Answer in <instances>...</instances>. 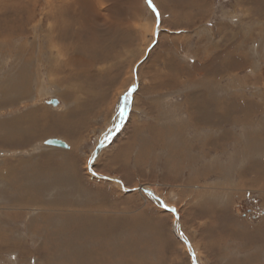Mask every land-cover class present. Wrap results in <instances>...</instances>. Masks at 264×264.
<instances>
[{"label":"rangeland","instance_id":"rangeland-1","mask_svg":"<svg viewBox=\"0 0 264 264\" xmlns=\"http://www.w3.org/2000/svg\"><path fill=\"white\" fill-rule=\"evenodd\" d=\"M57 1L0 0V123L90 113L0 134V264H264V0H85L110 56L62 86Z\"/></svg>","mask_w":264,"mask_h":264},{"label":"bare ground","instance_id":"bare-ground-1","mask_svg":"<svg viewBox=\"0 0 264 264\" xmlns=\"http://www.w3.org/2000/svg\"><path fill=\"white\" fill-rule=\"evenodd\" d=\"M60 1L61 0H59V2L57 1L56 3H53L52 5L50 4L49 5L50 7L47 8V11L43 12V13H45L44 18H46L47 20L48 19L50 20V16H48V13L50 12V10L51 11L54 10V12L52 14H50L53 17V19L52 18L51 19L54 21V23H52L53 24L52 26L54 29L53 30L54 35H53V33H51L53 35V37L52 38L50 37V39H49V47L48 48L53 52L55 50H56V52L58 50L59 51L57 52V57L55 60L56 66H54L55 68L52 71L53 75L55 78H58V83L61 86L65 80L73 82V83L78 82V81H81V82L82 81H84V82L90 81V82H92V81H94V77H95L93 75L92 71L94 70L96 63L99 60H101L100 58L103 57L105 60V58L110 56L109 53L107 51L105 52V50L103 49L105 47V45H103V40L100 38V34L102 32L100 27H99L100 20H99V18L92 17V18L88 19L87 21H85V18H87V17L85 16V14H84L85 17L83 16V13H82L83 8L81 7L83 5H88L86 3L87 1H85V0H73L74 2H69V3L68 2L63 3L62 1L61 2ZM139 3H140V1H139ZM36 4L37 3L34 2V8H33L34 11L33 12L31 11L30 18H29L30 21L33 17H35L34 13H36V10H37ZM28 11H29V9H28ZM134 12H136V11H134ZM41 13H42V11H41ZM46 19H44V20H46ZM9 21H10L9 18L6 16L0 17V34L3 32L9 36V35H13V33L15 31L14 29L22 31V26L15 27L14 24L8 25V24L13 23V22L11 23ZM1 22H5L6 25L1 26ZM20 25H21V23H20ZM76 27L78 29L74 33L73 31L76 29ZM0 36L2 38L5 37V36H2V34ZM2 41H4V40H2ZM24 53L25 52L21 53V55L25 57V59L23 58V60L28 59L25 62L30 65V63L32 62V59H31L32 57H29V56L26 57V55H23ZM16 60H18V59L16 58ZM48 60H49V58H48ZM25 62H23V63H25ZM22 68H23V66H22ZM28 69H30V68H28ZM25 71L27 72L26 69H25ZM49 74H50V72H49ZM15 77L16 78H14V79H12V77H11L10 81L12 82V80H13V82H12L13 84L18 85V87H20V89L22 88L23 90H26L28 87L25 85L26 83H28L27 79L23 78V77H22V79H20V77L16 74H15ZM109 77H110V75H109ZM74 86L76 87V85H74ZM16 87L17 86H15V89H16ZM6 90L9 91V92L7 91L8 93H10V90L8 88ZM27 90L25 93L28 92ZM19 92L21 94H23L22 93L23 91L22 92L19 91ZM74 92L76 93V91H74ZM75 93H72L69 95L74 96ZM11 95H13V94H11ZM7 101L8 100H6L5 103H7ZM126 101L128 102V100H126ZM2 103H4V102H2ZM91 103H92V105L95 104L94 101ZM125 104H127V103H125ZM7 105H9V104H7ZM127 107L128 106H126V110H128ZM78 108H80V107H77L75 110H71L70 112L65 113L64 115H62V114L53 115L50 112H47L44 110H40L41 112L38 111L36 113L33 111L32 113L30 112V114L28 113L25 116H23L22 118H20L19 121L17 120V122H15L16 120H11V121L9 120V122L8 121L7 122H1L0 123V134L2 135V134H5L7 132L10 133L13 131L12 127L16 128V126H19L18 130H20L21 132L24 131L28 134L29 132L34 131L37 128L36 125H40V127L48 125L44 129L47 131L48 130L53 131V132L54 131H56V132L60 131V133H61L62 130H64L67 135H70L71 133L77 134V132H79L78 130L80 128H82L84 126V124L86 123L87 116L90 113V110H89L87 112H84V114H82L83 113L82 111L81 112L77 111ZM62 116L64 117L63 121H62ZM68 118H72V120H73L71 125H69V124L65 125V119H68ZM79 118H80V121H77ZM40 123H44V124H40ZM67 131H68V133H67ZM43 132H45V131H43ZM11 134L12 133H10V135ZM10 135H9V137H10ZM9 139L14 140V138H9ZM6 141H8V139ZM105 146L106 145L101 144L100 148H104ZM13 169H15V168H13ZM237 175H239V174H237ZM11 180H13V179H11ZM147 188H148V186H142L139 190L142 193V192L146 191ZM146 192H148V191H146ZM156 200L158 201V203L160 205L165 206L166 209H169V207L166 206V203H164L162 200L159 201L158 198H156ZM16 205H18V204H16ZM225 231H226V229H225Z\"/></svg>","mask_w":264,"mask_h":264},{"label":"water","instance_id":"water-1","mask_svg":"<svg viewBox=\"0 0 264 264\" xmlns=\"http://www.w3.org/2000/svg\"><path fill=\"white\" fill-rule=\"evenodd\" d=\"M56 104H57V101H53V102H52V105H56ZM46 144H47L48 146H52V147H58V148H63V149H69L68 144H66L64 141L59 140V139H50V140H48V141L46 142ZM100 147H101V145H99L98 150L96 151L97 154H98V152H99V150H100Z\"/></svg>","mask_w":264,"mask_h":264},{"label":"snow or ice","instance_id":"snow-or-ice-1","mask_svg":"<svg viewBox=\"0 0 264 264\" xmlns=\"http://www.w3.org/2000/svg\"><path fill=\"white\" fill-rule=\"evenodd\" d=\"M148 4L150 7L153 8V10H155V6L152 4V0H147Z\"/></svg>","mask_w":264,"mask_h":264}]
</instances>
